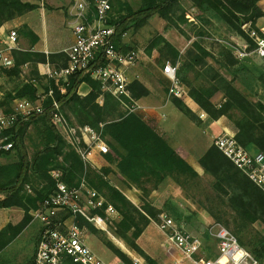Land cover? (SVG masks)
Wrapping results in <instances>:
<instances>
[{"label": "trees", "instance_id": "16d2710c", "mask_svg": "<svg viewBox=\"0 0 264 264\" xmlns=\"http://www.w3.org/2000/svg\"><path fill=\"white\" fill-rule=\"evenodd\" d=\"M180 1L140 0V7L136 11L127 13V15L114 20L117 26L115 41L118 47L121 43L123 32L132 24L140 21L144 22L156 14L162 18L170 19L174 7L179 5ZM260 1L192 0V3L200 10L208 9L213 11L218 18L223 20L234 32L249 41L254 47V42L244 32L242 25L245 22H250L252 28L260 32L256 26L257 20L264 17V11L259 5ZM36 7L35 4L22 0H0V26ZM184 12L183 10L179 16L181 21H185L183 17ZM161 43L164 46V50L172 56V63H175L181 55L180 51L162 36L155 38L149 43L147 52L150 53ZM196 50L201 52L197 53L195 52ZM162 51L163 49L161 50V55H163ZM187 53L188 55L191 54L193 62L189 64V62L185 61L178 68L177 75L181 82L190 88L191 84L185 76V71L188 66L192 68L196 63H204V57L208 55V52L198 42H194L193 48ZM201 53L202 55H200ZM13 57L16 59L15 68L25 62L38 63L49 61L56 69L67 65V56L64 52L46 55L45 53L24 50L15 51ZM56 62H60V64ZM17 72L18 70L15 69L14 73ZM33 73H37V68H35ZM260 79L264 82V71L261 73ZM84 81L92 85V91L87 96L81 97L77 93V89ZM57 83L59 82H56L54 79H48L49 86L46 91L49 88L53 89L54 97L60 102L61 109L64 111L67 108L71 111L79 125H88L102 133L111 150L119 154L120 162L118 166L123 173L130 176V174L138 172H147V169H151L152 167H162L167 172L168 170L175 169L179 173L189 171L193 177L198 176V173L185 160L180 158L166 140L147 125L139 115L121 112L120 100L108 92H103L100 83L92 79L89 74L82 71L71 74L68 76L67 82L62 83V90L58 89ZM219 83L218 89L223 91L225 98V102L220 108H217L210 101V97L213 95L215 89L200 92L193 90L191 87L189 92L201 109L207 112L211 118L217 119L225 115L234 123L236 129L235 138L240 144L250 150L264 152V103L249 100L231 81L219 78ZM129 89L133 99H139L149 94V90L145 85L136 80L130 83ZM37 91L32 85H24L21 90H18L17 96L33 101L38 95ZM101 94L104 100L103 104L99 105L96 100ZM126 100L128 101V99ZM51 103V98L47 97L42 113L20 120L11 131L10 139L14 143L13 149L11 151H0V157L12 151H15L17 155L16 162L9 165H0V195L3 196L0 199V207H19L25 213L18 224H9L0 231V251L10 244L31 222L32 215L30 211L36 208L37 203L43 201L48 196L47 193L51 189L53 181L49 188L46 187V189H42L39 192L37 200H34V204L29 205V200L25 198L22 190L30 175H38L50 181L49 172L53 169H58L62 172V180L69 185H73L77 176L82 174L85 169L86 164L83 159L67 144L60 131L52 123ZM173 103L191 120L196 119L192 110L183 100L174 98ZM3 105L4 102L1 101L0 109ZM30 128H33L38 140V146L31 158H29L25 141ZM119 149L123 151H119ZM199 163L205 172L214 177V188L228 196L230 207L243 220L245 219L248 223L256 221L264 223V192L214 144L201 156ZM88 170L90 171L89 173ZM88 170L86 172L88 176H91V178L95 176L104 185L101 176L90 170V168ZM175 180L178 182L177 178ZM109 190L111 192V202L122 215L120 224L123 232H119V236L125 239L132 249L143 256L147 264H158L156 260L147 255L134 241L140 236L143 229L149 225L150 219L157 216V212L147 204L142 206L144 210L142 212L119 190L112 187ZM95 213H98L101 217H105L104 210H98ZM66 216L67 214L63 215V217ZM211 216L219 220L216 214L211 213ZM79 220L80 225L87 226L90 232L96 233L98 231L92 223L83 218H79ZM130 229L133 230V240L125 234V231ZM238 240L256 258L260 260L264 259V236L255 237L249 241L239 238ZM104 243L121 260H128L122 250L117 248L111 241L105 240ZM67 264L75 263L69 262Z\"/></svg>", "mask_w": 264, "mask_h": 264}, {"label": "rangeland", "instance_id": "374dc122", "mask_svg": "<svg viewBox=\"0 0 264 264\" xmlns=\"http://www.w3.org/2000/svg\"><path fill=\"white\" fill-rule=\"evenodd\" d=\"M85 1H87L89 4V8L91 10L94 9L96 0ZM44 3L46 7L49 6L46 0ZM140 3V0H111L112 10L109 15V23L115 24L114 20H117V18H121L127 15V13L136 11L140 7ZM75 4L76 0H71V7H74ZM259 5L264 11V0H261ZM183 10L185 11L183 16L185 21H181L179 19V16L182 14ZM141 22L142 21L132 24L123 32V39L121 40L119 46L120 51L123 53L136 51L139 54L135 64L127 69V75L129 77L130 83L136 80L144 84L143 79L147 80V71L150 69L149 65L152 64V62L149 60L153 54L155 56L153 62L157 67L162 68L167 61L173 62L172 56L164 50L162 43L154 48L150 53L147 52V46L149 43L155 38L162 36L180 51L181 55L175 62V64H178V68L185 61L189 62V64L193 62V57L191 54L188 55L187 52L193 48L194 42H198L200 46L208 52V55L204 57V63H196L192 66V68L188 66L185 71V76L188 78V81L191 84L190 88L192 87L193 90L206 92L215 89L213 95L210 97V101L217 108H220L225 102L223 91L218 89L220 85L219 78H224L227 81H231L232 84L249 100L253 102L261 101L264 103V82L260 79L261 73L264 71V59L260 58L256 53L250 54L252 50H254L255 46L253 47L249 41L245 40L242 36L234 32L223 20L218 18L217 15L213 13V11L208 9H198L194 6L192 0H181L179 5L174 7L170 19L162 18L156 14L146 21L142 23ZM256 26L259 28L260 32H262V28L264 27V17H261L257 20ZM242 29L254 42L250 36L252 30H255L252 28L251 23L245 22L242 25ZM6 33H9V29L5 32V35ZM162 49V54L164 56L161 55ZM244 51L248 54L243 55ZM195 52L200 53L201 51L196 50ZM200 55H202V53ZM47 63H49V61L38 63L25 62L20 64L22 65V68H15L16 70L21 71L20 74L18 77L11 80L12 90H21L24 85H32L38 90V95L36 99L33 100V102L44 106L48 92L46 90L49 86L48 79H52L43 74L45 64ZM35 68H37L36 74L33 73ZM57 84L58 89L63 86L62 82ZM169 84L170 83L167 84L163 82L160 85L161 87L158 88L159 92L157 93L158 99L164 105L169 103L174 105V98L181 99L184 102L187 98H191L197 106L196 108L194 107L195 110H192V107L187 103L185 104L195 115L196 119L192 120V122L195 124V127L199 129L201 138H204L206 142L212 140L213 144V141L217 136L225 133L235 136L236 129L234 127V123L227 116L222 115L217 119L211 118V116L201 109L198 103L191 96L189 92L190 88L185 85V83L183 84L185 93L182 97L170 96L168 93ZM101 90L103 92L112 94L109 90H105L102 87ZM17 92L10 94L8 104H14L16 99L25 98L18 97ZM126 99H128V101ZM126 99L124 103L120 101L121 112L136 113L142 118L144 122L147 123V99L145 104L138 102L140 107H137L136 103L134 104L135 100L137 99H133L132 96L131 98ZM0 111L9 113L12 110L6 111L5 109L1 108ZM67 119L71 125L82 126L77 122L75 124V122L70 120L68 117ZM182 125L184 126V122H180L178 127H183ZM230 127L232 131L229 130ZM94 130L100 134L101 138L108 145L106 139L103 138L102 133L96 129ZM180 130L184 131L185 129ZM60 133L66 140L67 144L75 152H77L76 148L70 142L67 132L62 131ZM25 141L29 158H31L36 150V147L38 146V140L35 136L33 128L28 130ZM108 147L109 152L107 154L100 155H103L105 164L108 162V164H110L108 168L112 169L113 171L112 173H110V171L108 172L107 177L108 179L110 178V180L107 182L103 178L104 174H101L102 180L104 182L103 185V183L98 181V178L95 176L92 178L91 176H88L86 172L90 168V164L85 163L86 165L84 171L82 174L77 176L73 185L79 184L80 181L85 178L89 187L95 189L104 198L107 204H111L116 210V213L108 216L104 212L105 217H103V219L106 221V229H100L93 222H90L93 224L95 229L98 230L96 233L90 232L87 226L82 225L81 227L83 229V235L86 243L91 247L94 253H96L97 256L107 263L147 264L144 257L141 256L136 250L132 249L126 240L119 236V232H123V228L120 224L122 215L120 214L118 208L111 202V192L109 190L111 187L117 189L116 185L124 190H126L127 187L133 185L138 190V204H133L136 205L142 212H144L142 206L147 204V172H138L136 174H130V176L123 173L118 166L120 162L119 154L112 151L109 145ZM119 151L123 150L119 149ZM16 161L17 155L15 151L0 157V165H9ZM53 170L59 172L60 179H62V172L58 169ZM51 171L49 172L51 182L47 179L39 177L38 175H30L28 180L23 185L22 193L25 198L29 200V205L34 204V200H37L39 192L42 191V189H46V187L49 188L52 181L53 183L51 189L47 194H49L54 189L56 180L51 174ZM89 172L90 171L88 170V173ZM163 174H168L169 176L171 175V178L178 179L177 184L183 187L187 198H189L190 201L196 206L198 211L204 213L205 216L209 218V221L195 216V212L197 211H195L194 214L188 212L186 215L176 210L175 206H172L174 210L168 208V212L161 213H166L169 216H172L189 232L200 237L203 241L204 249L209 252L211 257L216 255L218 250L215 237L209 233V226L214 222L226 226L239 239H243L244 241H249L259 236H264V223L261 221L248 223L245 219L243 220V218L240 217L236 211L230 207L228 196L214 188V177L205 172L204 169L203 174L198 175L197 177H193L189 171L179 173L175 169L168 170V172L164 171ZM97 175L100 176V174ZM1 198L2 195H0V199ZM41 203L42 201L37 203L36 208H33L32 212L36 210L41 205ZM21 212L24 216V211L22 210ZM161 213L157 212V216L150 219L149 225L143 229L140 236L134 241L147 255L156 260L158 264H184L182 260H179V253L168 246L164 234L156 225V222L160 220ZM211 213L216 214L219 217V220L214 219L211 216ZM38 223L39 222L37 221L30 225L25 231H22L18 238H16L8 247L0 251V264H22L24 262L23 260L33 250V234ZM201 227L204 228L203 231H201ZM132 231V229L127 230L125 231V234L127 237H131L133 240ZM105 240L111 241L117 248L122 250V252L127 256L128 260H121V258H119L105 245ZM261 261L264 264V259Z\"/></svg>", "mask_w": 264, "mask_h": 264}, {"label": "built area", "instance_id": "2783aa9c", "mask_svg": "<svg viewBox=\"0 0 264 264\" xmlns=\"http://www.w3.org/2000/svg\"><path fill=\"white\" fill-rule=\"evenodd\" d=\"M74 9V42L64 50L67 65L55 69L47 63L43 74L56 82L65 83L68 76L82 71L124 103L126 98H131L127 69L135 64L139 54L136 51H120L115 41L117 26L109 23L111 0H96L92 10L87 1L76 0ZM261 33L252 30L250 36L255 48L250 54L256 53L263 58L264 27ZM17 36L15 30H10L5 46L0 48V64L3 67L10 68L15 64L12 50L17 47ZM246 54L244 51L243 55ZM162 72L170 81L169 95L182 97L185 90L177 75L178 64L167 61ZM47 97L52 102V123L60 132H67L70 142L85 163H89L95 150L99 154L109 152L108 145L93 128L69 123L52 88L48 90ZM137 107L140 106L137 104ZM43 110L41 104L23 98L14 101L11 112L0 111V151L13 149L11 131L20 120L40 114ZM213 144L264 192V152L244 147L234 135L228 133L217 136ZM51 174L56 180L54 189L31 212L32 220L40 222L41 229L30 264H111L97 256L86 243L79 218L106 229L105 219L95 212L104 210L109 216L116 213L114 207L90 188L85 178L77 185H69L60 179L59 172L53 170ZM64 214L67 216L63 217ZM156 225L164 234L168 246L179 253V260L184 264H263L224 225L214 222L209 226V233L215 237L218 247L216 255L212 257L204 249L202 239L189 232L172 216L161 213Z\"/></svg>", "mask_w": 264, "mask_h": 264}, {"label": "crops", "instance_id": "0c3cea01", "mask_svg": "<svg viewBox=\"0 0 264 264\" xmlns=\"http://www.w3.org/2000/svg\"><path fill=\"white\" fill-rule=\"evenodd\" d=\"M22 1L35 4L37 7L26 12L22 16L3 23L0 26V48L5 46L4 42L7 40L8 34L6 33L5 35V32L8 29L9 32L10 30H15L18 35L17 47L12 50V55L15 51L24 50L42 52L46 54L59 53L64 52L66 48L72 45L74 42L73 25L75 21V9L74 7H71V0H46V2L49 4L47 7L44 3L45 0ZM121 38L123 39V37ZM13 58L16 62L15 57ZM154 58V54L151 55L149 61H151L152 64L149 65L150 69L147 71V80L143 79V83L149 90V94L147 97L144 96L135 100V102L136 104H138V102L145 104L147 99V124L159 136L165 140L168 139L169 141L167 140V142L175 150V152L183 160H185L191 166V168L198 173V175H202L203 169L199 164V160L206 150L212 145V140L206 142L204 138H201L199 129L195 127V124L192 122V120H190L175 105L172 103L164 105L158 99V88L161 87L160 85L163 82L168 84L170 81L163 74L162 68L157 67L153 62ZM56 63L60 64V62ZM50 66L55 68L51 64ZM20 67L22 68V65H20L19 68ZM14 70L15 64L10 68L3 67L0 64V102H4L2 108L6 111H11L14 106L13 103L8 104L10 94H14L18 91L17 89L14 91L12 90L11 80L18 77L21 71L18 70L17 73H14ZM91 91L92 85L86 81L82 82L77 89V93L81 97L87 96ZM103 100L104 98L101 94L97 98L96 102L99 105H102ZM185 103L190 105L192 110H195L197 107L191 98H187ZM63 112L76 124V118L71 111L65 108ZM180 122H184V126L182 125L183 127H178ZM180 129L185 130L182 131ZM229 130L232 131L231 127ZM89 164L90 170H94L97 174H100V176L101 174H104L103 178L107 182L110 180V178L108 179L107 177L109 171L110 173L113 172L112 169L108 168L110 164H108V162L105 164L103 155H100L96 150L92 152L89 159ZM164 171L165 170H163L162 167H152L151 169H147V205L154 208L158 213L168 212V208L174 210V206L176 207V210L186 215L188 212L194 214V212L197 211L195 212V216L209 221V218L205 216L204 213L198 211L196 206L190 201L189 198H187L183 187L177 184L175 178H171V175L169 176L168 174L163 176ZM116 188L119 189L132 203L136 205L138 204V190L133 185L127 187L126 190L119 188L117 185ZM21 211L22 210L19 207H0V231L9 224H18L23 218V213ZM31 212L32 210L30 213ZM35 222L37 221L31 220V222L23 229V231H25ZM40 229L41 223L39 222L33 234V250L25 259L23 258L24 262L22 261V264H30L32 262ZM203 229L204 228L201 227V231H203ZM19 235H17L15 239L18 238ZM15 239H13V241ZM10 244H8L6 247H8Z\"/></svg>", "mask_w": 264, "mask_h": 264}]
</instances>
